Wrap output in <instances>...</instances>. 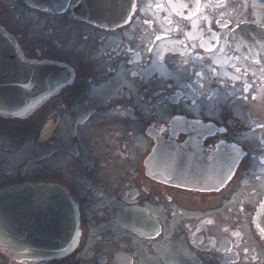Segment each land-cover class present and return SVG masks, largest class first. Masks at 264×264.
<instances>
[{
    "label": "flooded vegetation",
    "instance_id": "flooded-vegetation-1",
    "mask_svg": "<svg viewBox=\"0 0 264 264\" xmlns=\"http://www.w3.org/2000/svg\"><path fill=\"white\" fill-rule=\"evenodd\" d=\"M0 27L67 75L33 114L52 122L46 158L0 118V191L63 189L83 264H264V0H0ZM157 140L164 184L144 167ZM124 209L143 213L134 234ZM0 264L18 263L0 248Z\"/></svg>",
    "mask_w": 264,
    "mask_h": 264
},
{
    "label": "water",
    "instance_id": "water-1",
    "mask_svg": "<svg viewBox=\"0 0 264 264\" xmlns=\"http://www.w3.org/2000/svg\"><path fill=\"white\" fill-rule=\"evenodd\" d=\"M0 45L6 48L8 60L11 59L9 65L17 74L20 73L23 64L13 42L0 33ZM32 108L34 105L26 107L27 110ZM0 110L3 111L1 107ZM38 211L41 221L36 225L40 228L38 232L31 233L26 230V225L32 223ZM8 219H11V228L6 226ZM76 227V214L61 192L45 187H25L0 193V245L13 252L17 260L66 256L75 247ZM260 227L263 230L264 218Z\"/></svg>",
    "mask_w": 264,
    "mask_h": 264
},
{
    "label": "rangeland",
    "instance_id": "rangeland-1",
    "mask_svg": "<svg viewBox=\"0 0 264 264\" xmlns=\"http://www.w3.org/2000/svg\"><path fill=\"white\" fill-rule=\"evenodd\" d=\"M29 124V122H27L26 123V125H28ZM31 124H33L32 126H31V128L29 127V125L27 126V129L28 130H37L38 129V122H32ZM30 128V129H29ZM51 129V123H49L48 124V126H47V129ZM47 135H48V133H46V134H44V135H41L40 137H42V138H46L47 137ZM3 144H5V142L3 143ZM27 149H26V151L28 152H34V149L33 148H35L32 144H28L27 145V147H26ZM29 155V154H28ZM82 256H83V254L82 255H79V257H80V259H82ZM74 258V257H73ZM62 261H60V262H58V263H54V262H51L50 264H80V263H75L73 260H71V262H68V260L67 261H65V262H62Z\"/></svg>",
    "mask_w": 264,
    "mask_h": 264
}]
</instances>
